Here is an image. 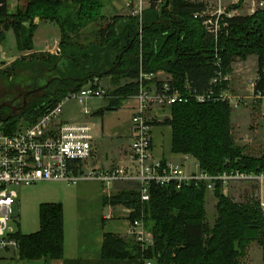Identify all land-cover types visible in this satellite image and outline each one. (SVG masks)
Instances as JSON below:
<instances>
[{"label": "trees", "instance_id": "obj_1", "mask_svg": "<svg viewBox=\"0 0 264 264\" xmlns=\"http://www.w3.org/2000/svg\"><path fill=\"white\" fill-rule=\"evenodd\" d=\"M242 3L240 0L227 9H239ZM204 7L197 0H161L160 3L150 0L140 19L129 13L105 15V0H23L14 12L9 11L7 0H0V47L6 32L12 30L15 47L23 53L4 73H13L19 65L40 64L35 82L38 78L49 80L41 90V99L3 122L1 127L14 132L20 123L31 125L67 94L88 84L98 86L100 79L109 78L111 90L104 87L109 98H104L106 105L95 112L101 115L119 108L125 99L137 93L140 70L162 72L168 74L167 78L156 77L146 84L160 90L166 81L170 89L181 93V101L170 105L169 117L151 121L171 127L172 152L190 155L199 169L210 176L233 171L264 173V151L250 155L234 140L233 106L226 100L199 102L183 89L188 82L196 93H201L209 87L216 70L227 75L236 60L244 61L255 55L254 94L264 96V9L247 15L223 16L226 25L221 26L214 38L206 32L202 19L194 17ZM39 21L51 22L59 30L58 47L52 52L32 51ZM88 28L94 31L91 38L83 34ZM216 58L219 66L214 65ZM221 90L230 91L229 80L214 87L216 94ZM164 164L162 160L161 165ZM213 181L212 192L217 201L211 225L207 222L205 180L181 185L152 183L146 201L141 200L135 185L105 195L104 205L128 209L130 221L143 220L152 243L142 247L133 235L127 238L106 233L102 257L138 258L141 264L145 261L242 264L249 245L255 242L261 248L264 264V212L258 198L250 196L242 202L234 201L223 192L221 180ZM38 218L37 231L28 234L15 231L12 236L17 240L20 259L50 264L63 256L62 205L41 203Z\"/></svg>", "mask_w": 264, "mask_h": 264}, {"label": "built area", "instance_id": "obj_2", "mask_svg": "<svg viewBox=\"0 0 264 264\" xmlns=\"http://www.w3.org/2000/svg\"><path fill=\"white\" fill-rule=\"evenodd\" d=\"M223 1L232 5L240 0H216L215 8L213 4L206 3L203 10L194 13V17L202 19L206 32L214 38H217L221 26L226 25L223 16L230 17L233 15L231 11L237 10L229 11L222 7ZM160 2L161 0H157V3ZM245 2L249 3L248 14L257 9H264V0H243V3ZM142 11L140 4L137 8L134 7L129 14L141 19ZM1 58L5 59V56L2 55ZM219 63V59L216 58L214 65L219 66ZM156 77L155 73H145L142 70L139 72L138 91L131 96L136 99L137 106L131 118L133 143L130 150V164L125 167H117L105 172H97L94 169L82 171V163L90 159L93 152L91 126L84 122L60 121L62 106L69 100H74L81 105L84 114H90L87 106L89 99L109 98L108 91L104 87L88 84L73 91L59 101L55 107L48 109L33 124L20 123L19 128L14 132L4 131L0 123V250L17 249L18 246L17 240L12 236L14 229L10 226L11 220L16 219L17 188L41 181L76 183L80 179L98 178L107 185L116 181H131L135 183L142 201L149 199V187L152 183L167 185L175 182L181 185L205 180L208 190H213L214 179L221 180L224 188L232 181L256 182L261 185L259 204L264 212V173L233 171L210 176L199 169L197 162L193 163L194 169L189 171L184 170L182 165L169 162H165L164 165H161V162L148 163L152 126V119L147 115L148 111L158 106H170L182 99L181 93L176 89H170L166 81L162 83L160 90H157L153 84L148 88L146 82ZM223 80H229V77L222 75L218 69L210 79L209 87L203 92L196 93L188 82L184 83L183 89L199 102L226 100L235 107L238 97L229 90L214 93V87ZM250 85L254 91L255 81ZM255 97L264 99V96L260 94ZM183 158L187 161L190 157L183 155ZM129 233L135 236L142 247H147L152 243V236L140 218L130 221ZM144 264L151 263L145 261Z\"/></svg>", "mask_w": 264, "mask_h": 264}, {"label": "crops", "instance_id": "obj_3", "mask_svg": "<svg viewBox=\"0 0 264 264\" xmlns=\"http://www.w3.org/2000/svg\"><path fill=\"white\" fill-rule=\"evenodd\" d=\"M126 1L128 4L131 2L129 0ZM115 2H111L112 4L106 2L105 4L106 13H109V16L121 14V8L118 10L119 2ZM131 3L129 5L130 8L133 7ZM7 4L9 11L14 12L18 7L22 6L23 0H7ZM106 13L104 14L107 15ZM231 13L233 15L248 14H245V11L240 9L233 10ZM54 26L57 28L51 22H38L33 36L32 51L42 52L47 50V46L52 45V43L47 45L44 43V48H39L38 44L35 46L34 38L38 30L45 35L44 28L53 29L55 28ZM55 30L59 38L58 28ZM18 53L20 55L23 54ZM234 63L237 62L235 61ZM167 75L159 72L157 73V78L164 80ZM105 105L106 101H103V104L97 107H89L87 105L90 110L88 115L83 113L82 106L74 100L66 101L62 106L60 121L84 122L91 126L93 152L91 158L82 163V171L94 169L97 172H105L130 164V150L133 143L131 118L134 108L137 106V101L136 99L128 98L117 109L107 110L101 115L95 114L97 110ZM147 115L153 122L161 121L170 116V110L169 108L154 107L148 111ZM150 134L151 148L148 163L155 164L164 160L166 163L179 164L184 167L186 162L183 154L172 152V131L169 125L152 124ZM188 168L192 170L193 163L190 162ZM134 185L135 183L131 181H116L107 185L98 178L80 179L76 183L41 181L36 183L34 187L28 185L22 190L24 195L17 207L18 213L20 209V213H22V216L24 215V218L21 219L22 221H20L19 227L15 231L23 234L37 231L39 228V205L45 202H58L62 205L63 212V256L61 259L53 260L50 264H141V260L138 258L107 260L102 257L103 238L106 233L127 238L131 237L129 233V210L121 206L104 205L103 197L115 193L121 188ZM29 195L30 197H28ZM25 198L27 199L26 202L23 201ZM17 202H19V195ZM33 205L36 217L31 219ZM0 264H43V262L41 260H22L18 257L17 250L10 248L0 250Z\"/></svg>", "mask_w": 264, "mask_h": 264}, {"label": "rangeland", "instance_id": "obj_4", "mask_svg": "<svg viewBox=\"0 0 264 264\" xmlns=\"http://www.w3.org/2000/svg\"><path fill=\"white\" fill-rule=\"evenodd\" d=\"M116 1V2H115ZM131 2H128L126 0H105L106 2L112 4L111 2L118 3V10L121 8L120 15H127L134 7H138V5L141 4V7L145 9L149 5L150 0H129ZM213 1V3H212ZM197 2H203L204 4H213V8L216 7V0H198ZM130 3L133 5L132 8H130ZM109 5V4H108ZM231 5V3L227 1L222 2V7L228 8ZM212 8V9H213ZM240 10H244L245 14L248 13L249 9V3L245 2L242 3ZM116 10V12H118ZM107 12V8L105 7L104 13ZM107 15L109 13H106ZM247 15V14H246ZM53 27V26H51ZM55 27V26H54ZM56 27L51 28H44L45 35L41 31H37L34 42L35 46H39V48H44L45 45L52 43V45L47 46V50L42 52H51L54 51L58 47V33L56 32ZM92 28H88L87 30H84V35L89 34L90 38L93 37V32H91ZM55 30V31H54ZM58 38V39H57ZM57 39V40H56ZM87 39V38H86ZM84 40V39H83ZM56 41V42H55ZM45 43V45H44ZM4 55L5 59H2L1 56ZM20 54L18 53L16 47H15V41L13 37L12 30H8L6 32V37L3 43L1 44V50H0V102L4 100H15L16 102L22 101L23 98V92L33 89L34 87L43 85L45 82L42 81V79L37 80L35 82L34 79H36L37 76V68L40 66V64H36L32 67L30 66H23L19 65L15 69V71L7 72L6 74L4 71L11 69L13 62L18 59ZM237 63H234L231 65L230 73H228L229 77V88L233 95H236L238 97V100L236 102V106L232 107V114H231V125H232V134L234 137L235 142L238 145L245 147V152H247L250 155L257 156L261 154L264 151V99H259L255 97L254 91L251 87V83L253 81H256L257 79V73H256V56H249L248 59L241 61L236 60ZM159 79V77H158ZM98 86L105 87L109 90H111V84L109 81V78H102L98 82ZM150 87V86H149ZM43 95V92L40 90L38 92H35L34 94L28 95L26 97V105L25 107H28L33 102L38 101L41 99ZM131 98V96L129 97ZM128 99V98H127ZM103 101H105L104 98H91L87 101V105L89 107H97L99 105L103 104ZM158 108L161 109H167L170 106H158ZM24 108L18 109L16 111V115H19L22 113ZM21 122L23 120L21 119ZM190 158L184 163V170L189 171V164L194 163L195 159L191 158L190 155H188ZM194 169V167H193ZM36 185V184H34ZM34 185L30 187H34ZM26 186H20L17 188V193L19 195V202L21 203L23 193L22 190L25 189ZM261 185L259 183H245V182H229L228 185L224 188L223 192L230 198H232L234 201L242 202L245 201L250 196H253L255 199L258 198V200L261 197L260 193ZM32 194V193H31ZM30 194V195H31ZM30 195L28 197H30ZM27 197V199H28ZM26 198L23 199V201L26 202ZM206 210H207V222L211 225L213 224L214 217H215V204H216V198L213 195L212 190H208L206 194ZM15 205V216L16 219L11 220L10 226L12 229L17 230L19 227L21 219L24 218V215L22 216V213H19L17 211V207ZM33 215H31V219H34L36 217L35 215V207L33 205L32 209ZM19 214V215H18ZM30 214V209H29ZM250 246V245H249ZM242 264H262V253L260 246L253 242L251 246L249 247V251L247 250L246 256L241 260Z\"/></svg>", "mask_w": 264, "mask_h": 264}, {"label": "flooded vegetation", "instance_id": "obj_5", "mask_svg": "<svg viewBox=\"0 0 264 264\" xmlns=\"http://www.w3.org/2000/svg\"><path fill=\"white\" fill-rule=\"evenodd\" d=\"M47 81H49L48 79L46 80V82ZM46 82L44 83V84H46ZM43 84V85H44ZM43 85H40V86H43ZM25 92V91H24ZM23 92V93H24ZM22 103H23V98H22V101H21V103L19 102H16V99L13 101V100H4V101H1L0 102V105H2V104H7V105H3L1 108H0V119H3V118H6V117H8V119L9 118H11L13 115H15L16 114V111L18 110V109H20V107H21V105H22ZM9 104V105H8ZM11 108H13V109H17L15 112H12L11 111ZM7 119V120H8ZM6 120V121H7Z\"/></svg>", "mask_w": 264, "mask_h": 264}, {"label": "water", "instance_id": "obj_6", "mask_svg": "<svg viewBox=\"0 0 264 264\" xmlns=\"http://www.w3.org/2000/svg\"><path fill=\"white\" fill-rule=\"evenodd\" d=\"M48 84H49V81H47L46 84H44L43 86H37V87H34V88L31 89V90L25 91L24 94H23V103H22L20 109H21V108H25V105H26V97H27L28 95H30V94H32V93H34V92H38V91H40V90H42V89H45V88L47 87ZM3 105H7V104H2V105H0V108H1ZM8 105H9V104H8ZM16 110H17V109H13V108H11V111H12V112H15ZM7 119H8V117L3 118V119H0V123L5 122Z\"/></svg>", "mask_w": 264, "mask_h": 264}]
</instances>
